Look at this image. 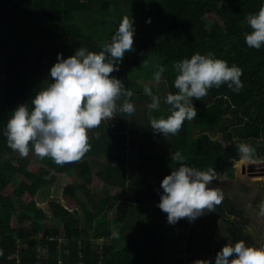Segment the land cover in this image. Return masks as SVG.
I'll list each match as a JSON object with an SVG mask.
<instances>
[{"label": "trees", "instance_id": "obj_1", "mask_svg": "<svg viewBox=\"0 0 264 264\" xmlns=\"http://www.w3.org/2000/svg\"><path fill=\"white\" fill-rule=\"evenodd\" d=\"M150 1L155 2L156 17L168 20L167 30L159 40L134 37L133 51L123 57L125 73L159 56L167 91L175 93L173 65L194 53L211 52L242 69L243 88L233 92L224 84L209 89L202 100L193 98L197 116L167 138L171 153L128 156L122 152L105 163L86 153L80 162L61 167L32 151L35 162L24 157L3 161L4 154L16 152L3 131L13 110L20 104L31 110L32 98L50 84V68L58 53L67 58L79 47L101 50L105 42L99 44L85 33L75 12L90 10L98 2L102 11L111 7L120 15L125 0H0V264H165L164 239L157 229L173 233L174 238L168 240L172 256L176 255L173 245L184 235L178 222L185 219L169 224L167 214L158 207L162 179L179 167L171 159L177 151L186 165L201 171L213 168L227 180L244 174L264 178V163H248L237 150L244 142L255 149L254 160L264 155V46L259 50L248 47L245 35L251 29L241 26L264 0ZM111 75L116 77L114 72ZM136 98L150 97L140 89L134 92L132 99ZM158 112L154 111L156 118L170 114ZM146 122L150 125V118ZM70 171L75 180L62 187L63 202L48 203L47 214L33 197L53 187L57 174ZM13 178L18 182L5 194ZM96 187L104 190L103 197H95ZM119 204L125 206L124 213L114 217L111 211ZM222 204L209 213L227 224L229 244L243 240L248 245L245 220L238 223L230 218L241 212L228 199ZM146 211L152 212L154 226L144 220ZM48 219L51 225L45 226ZM113 230L119 238L112 236ZM198 260L214 261L197 256L192 264Z\"/></svg>", "mask_w": 264, "mask_h": 264}, {"label": "clouds", "instance_id": "obj_2", "mask_svg": "<svg viewBox=\"0 0 264 264\" xmlns=\"http://www.w3.org/2000/svg\"><path fill=\"white\" fill-rule=\"evenodd\" d=\"M244 24L251 29L245 35L247 46L259 50L264 46V5L255 14L247 15L241 26ZM133 44V20L126 15L100 51L79 47L67 58L58 53L57 62L50 68L51 82L32 98L31 110L27 104H20L9 117L3 131L8 146L21 157H27L32 151L37 157L50 158L61 167L80 162L91 150L89 132L113 120L117 114L132 117L136 113L132 102L134 93L111 75L119 71V63L126 52L133 51ZM173 70L174 87L178 91H169L164 97L163 102L170 106L166 117L151 116L160 109L161 98L153 93L150 85L143 88L144 95L150 97L146 105L150 127L165 138L175 136L186 120L196 118L193 98L202 100L209 89L224 84L233 92L243 88L242 69L234 64L229 66L211 52H197L177 61ZM164 71V67L157 65L153 74L156 83L162 80ZM95 135L98 139L99 133ZM237 150L243 160L256 163L251 145L241 142ZM171 159L179 162V167L162 179L163 193L158 203L167 214V222L175 224L180 219L191 222L205 212L215 211L224 198L219 187H209L217 178L215 170L201 171L186 165L179 151L172 153ZM258 215L264 217V203L259 206ZM112 236L119 238L118 231L113 230ZM196 264L209 262L198 260ZM215 264H264V245H246L243 240L225 244L215 256Z\"/></svg>", "mask_w": 264, "mask_h": 264}, {"label": "rangeland", "instance_id": "obj_3", "mask_svg": "<svg viewBox=\"0 0 264 264\" xmlns=\"http://www.w3.org/2000/svg\"><path fill=\"white\" fill-rule=\"evenodd\" d=\"M150 3L152 4V6ZM122 8V13L120 15L113 11L111 7H109L105 11H102L100 8V4L97 2L95 4V7H92V9L90 10L75 12V20H77L81 25L83 31L87 34L92 35L96 42H98L99 44L110 40L111 36L118 28L121 19L126 15L133 20L134 37L144 38L147 36H154L159 40L164 36L167 30L168 20L161 16L156 17L155 2H145V0H125V2H123ZM81 16L88 17V19L86 20ZM79 18L82 22L79 21ZM149 19L151 21L150 23L147 22ZM160 60L161 58L159 56H152L146 61L142 62L130 73L124 72L122 60V62H120L118 65L119 71H116L114 73L116 77L124 83L125 87L130 89L133 93L137 92V90L143 89L145 85H150L152 87L153 93L159 95L161 98V106L158 114H165L170 112V106L163 102L165 95L168 93L164 83L165 74L163 73L162 80L159 83H156L154 81L153 76L155 71H157V65L160 66ZM140 100H144L146 101V103L150 102L149 98H136L132 99V102ZM138 109V112L136 110V117H130L132 123L128 128V132L126 131L127 134H125L124 137H122V132L126 127L124 126V120L127 118L126 116L117 114L113 120L103 122L101 124L98 129H105L103 131L105 132V134H100L98 139L96 138V135L93 134L95 142L98 146L97 151H109L111 153V159H114L117 153H122L123 151L128 152L129 140L131 139V135H133L136 141H138L136 144L138 145V148L135 149L134 146V151L136 152H149L150 148L152 147L158 148V146L162 142L158 145H156V143H152L151 145H147V147L143 146L145 144H143L141 140L149 139L153 133V130L146 122V119L150 118L146 106H143L142 108L140 107ZM151 116L153 118H156L157 115L153 112ZM95 131L97 132L96 129ZM17 157L21 156L18 154V152H15L13 156H7L4 154L2 158L3 161L15 162ZM24 158L30 159L31 161L35 162L30 153L27 157ZM100 158H103V155H101ZM74 180L75 177L73 172L71 171L68 174H57V179L55 182L56 184L53 187L43 189L33 197L36 205L46 211L48 210V203L50 201L59 200L60 202H63V199L60 195L61 189L65 184ZM17 182L18 180L16 178H13L4 190V193H10ZM221 187L223 189H221V191L224 194L223 200L228 199L230 202H233L235 204V208L241 212V214L239 215H230V218H234L238 223L245 220L243 232L245 236L249 238L248 245L255 247H261L262 245H264V217L258 215L259 206L261 205V203H264V178H249L246 174H244L243 176L239 177L238 180H225ZM103 195L104 190L96 187L95 197H103ZM152 206H155V203H153ZM124 208L125 206L122 204L117 205L112 209L111 215L124 213ZM206 215L207 216L205 217L207 218L205 219H209V221L203 223V226L201 228L202 231L199 229L198 231L196 230L195 232H193L194 237L192 238L194 239H192V241L190 238L192 235H190L188 232H185L184 230V234H186L182 237V239L185 238L184 243L178 241L175 243L178 248L173 246L174 248L172 250L176 254L175 256H172L168 252L167 245L168 235L169 233L173 235V233L171 231H168L167 229H157L164 239V244L162 245V253L164 256L165 264H179L180 262H183V264H192L194 258L200 255L202 257H206L208 260L209 258H211L212 260H214L212 264H215V256L217 252L221 250L222 246L230 243L227 234V224L224 221L219 220L212 213L210 214L209 212H206ZM152 218L153 217L151 216L149 219L144 220L150 226H154L156 222L155 219ZM198 219L199 217L194 221H191V223L193 225H196V221ZM188 224H190V221H188ZM44 225L50 226L51 220H45ZM188 228H192V230L194 229L193 226H189ZM173 238L174 235L172 239ZM182 239L180 241H182ZM186 241L188 242L185 243ZM120 243L121 241H119V244ZM182 253H184L185 255H183ZM169 259H171L170 262Z\"/></svg>", "mask_w": 264, "mask_h": 264}, {"label": "crops", "instance_id": "obj_4", "mask_svg": "<svg viewBox=\"0 0 264 264\" xmlns=\"http://www.w3.org/2000/svg\"><path fill=\"white\" fill-rule=\"evenodd\" d=\"M166 85V84H165ZM149 100H150V98H149ZM134 104H135V106H137L138 108H142L143 106L145 107L146 105H147V103H146V101H144V100H140V101H135V102H133ZM136 107V109H137V112H138V108ZM136 114V113H135ZM134 117H136L135 115H134ZM129 122H130V124H129ZM131 120H130V117H127L125 120H124V126H126L125 128H124V130H123V132H122V137H124V135L125 134H127L126 133V131L128 132V128L130 127V125H131ZM97 130V132L95 131V130H93V131H91V132H89V138H90V140H89V142H90V144H91V150L88 152V154H90L93 158H95L96 160H97V162H99V163H105L106 162V159H108V158H110L111 157V153L109 152V151H104V152H99V151H97V144H96V142H95V138H94V136H93V134H95V133H99V136H100V134H105V132H103L105 129H96ZM101 131V132H100ZM117 133H119V132H117ZM113 136H115V135H113ZM151 137H152V140H151ZM151 137L149 138V139H146V140H141V142L143 143V144H145V145H143V146H145V147H147V145H151L152 143H156V145H158V144H160L161 142V144L158 146V148H161V149H158L157 147H152V148H150V151L149 152H143V151H138V152H136V151H134L136 148H138V145H136L137 144V142L138 141H136V139L134 138V136L133 135H131V139L129 140V148H128V152H124L125 154H128V156L130 155V154H166V153H171V146H170V143H169V141H168V139L167 138H165L163 135H161V134H159V133H152V135H151ZM134 138V139H133ZM134 146H135V149H134ZM101 155H103V158H100V156ZM115 155V154H114ZM99 157V158H98ZM112 158V157H111ZM263 159V160H262ZM112 161H113V159H112ZM256 161V163H264V156H261L260 158H258V159H256L255 160ZM228 178H224L223 176H220V177H218L217 176V178H216V180H214L211 184H210V186L209 187H219L220 189H222V187H221V185H223V182L225 181V180H227ZM223 190V189H222ZM153 203H155L154 201L151 203V205L153 204ZM155 206H156V203H155ZM155 206H152V208H155ZM151 213V214H150ZM211 214V213H210ZM149 215H151L152 216V212H150V211H146L144 214H143V217L145 218V220L146 219H149L151 216H149ZM213 215H215V214H213ZM112 216H117V215H112ZM205 216H207L206 215V212H205V214L204 215H202V216H200L199 217V219L196 221V225H193L191 222H190V224H192V225H190V224H188V220L187 219H185V221H179L178 223L179 224H182L183 225V228H184V230H185V232H188L190 235H192L190 238H191V241H192V239H194V238H192V237H194V235H193V232H195L196 230L198 231L199 229L202 231V226H203V223L204 222H207V221H209V219L207 220V219H205V218H207V217H205ZM216 216V215H215ZM153 217V216H152ZM217 217V216H216ZM202 220H201V219ZM219 220H222V219H220L219 217H217ZM189 226H193L194 227V229L192 230V228H188ZM184 232V233H185ZM184 235H186V234H184ZM172 236V234H170L169 233V235H168V240L170 239V237ZM98 240V239H97ZM100 240V239H99ZM121 241V240H120ZM184 241H185V238L184 239H182V241H179V242H182V243H184ZM101 242V241H100ZM188 241H186L185 243H187ZM122 244V241H121V243H120V245ZM180 244V243H179ZM167 245H168V241H167ZM173 246H175V247H177L178 248V246L176 245V244H174ZM181 247H184V246H181ZM174 248V247H173ZM181 249V248H180ZM183 255H185L184 253H182ZM181 255V254H180ZM201 256V255H200ZM197 257V256H196ZM209 259H211V258H209Z\"/></svg>", "mask_w": 264, "mask_h": 264}, {"label": "built area", "instance_id": "obj_5", "mask_svg": "<svg viewBox=\"0 0 264 264\" xmlns=\"http://www.w3.org/2000/svg\"><path fill=\"white\" fill-rule=\"evenodd\" d=\"M264 156V155H263Z\"/></svg>", "mask_w": 264, "mask_h": 264}]
</instances>
